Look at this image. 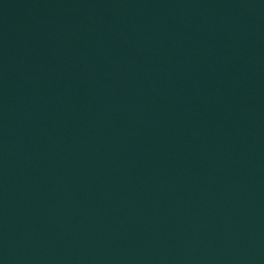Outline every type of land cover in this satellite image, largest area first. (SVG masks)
<instances>
[{
  "label": "water",
  "instance_id": "1",
  "mask_svg": "<svg viewBox=\"0 0 264 264\" xmlns=\"http://www.w3.org/2000/svg\"><path fill=\"white\" fill-rule=\"evenodd\" d=\"M0 264H264V0H0Z\"/></svg>",
  "mask_w": 264,
  "mask_h": 264
}]
</instances>
